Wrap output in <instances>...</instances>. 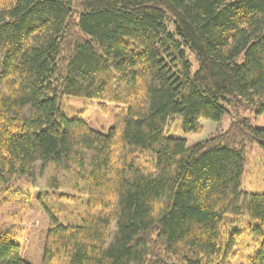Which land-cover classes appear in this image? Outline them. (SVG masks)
I'll use <instances>...</instances> for the list:
<instances>
[{
    "label": "trees",
    "instance_id": "obj_1",
    "mask_svg": "<svg viewBox=\"0 0 264 264\" xmlns=\"http://www.w3.org/2000/svg\"><path fill=\"white\" fill-rule=\"evenodd\" d=\"M66 97L114 106V126L68 117ZM254 146L264 0H0V195L36 192L43 264H264ZM59 201L84 204L80 225ZM0 264H30L12 231Z\"/></svg>",
    "mask_w": 264,
    "mask_h": 264
},
{
    "label": "rangeland",
    "instance_id": "obj_2",
    "mask_svg": "<svg viewBox=\"0 0 264 264\" xmlns=\"http://www.w3.org/2000/svg\"><path fill=\"white\" fill-rule=\"evenodd\" d=\"M62 107L68 117H82L94 130L104 133H108L114 126L117 114L116 108L112 105L102 107L98 103L84 98L66 97ZM225 124H228L226 118L223 121V127ZM243 187L247 192H264V152L259 146H254L250 153ZM15 188L22 191H17L18 195L13 196L12 199L10 197L9 201L3 200L0 195V231H12L20 239L23 256L27 262L43 264L50 219L41 209L37 202V194L29 187L27 181L18 182ZM23 191L29 192V194H21ZM55 209L63 223L70 225L82 223L84 204L59 201L55 203ZM244 245L240 246L243 257L253 256L258 250V246L260 247L251 235L244 238ZM235 263L238 261L236 260Z\"/></svg>",
    "mask_w": 264,
    "mask_h": 264
}]
</instances>
